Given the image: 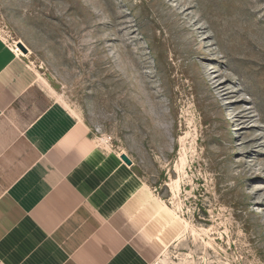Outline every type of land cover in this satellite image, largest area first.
<instances>
[{"label": "rangeland", "instance_id": "374dc122", "mask_svg": "<svg viewBox=\"0 0 264 264\" xmlns=\"http://www.w3.org/2000/svg\"><path fill=\"white\" fill-rule=\"evenodd\" d=\"M0 35L180 221L154 264H264V0H0Z\"/></svg>", "mask_w": 264, "mask_h": 264}, {"label": "crops", "instance_id": "0c3cea01", "mask_svg": "<svg viewBox=\"0 0 264 264\" xmlns=\"http://www.w3.org/2000/svg\"><path fill=\"white\" fill-rule=\"evenodd\" d=\"M12 46L0 35V264H154L180 221Z\"/></svg>", "mask_w": 264, "mask_h": 264}, {"label": "bare ground", "instance_id": "6f19581e", "mask_svg": "<svg viewBox=\"0 0 264 264\" xmlns=\"http://www.w3.org/2000/svg\"><path fill=\"white\" fill-rule=\"evenodd\" d=\"M15 42H17V43H19V42H21V43H23V45H25L26 46V44L22 41V40H18V41H15ZM18 45V44H17ZM27 47V46H26ZM16 47H14V49H15ZM28 48V47H27ZM17 51H18V53H20L21 55H24V54H26V53H23V51L19 48V47H17V49H16ZM30 52V50L28 49V52L27 53H29ZM37 73V76H38V80H40V81H43L46 85H47V87H49V89H50V93L55 97V98H58L59 97V95L51 88V86L48 84V82L38 73V72H36ZM59 99V98H58ZM64 103V102H63ZM64 105V107L70 112V113H72L74 116H76V117H78V118H80L81 119V117H80V115L73 109V108H71L67 103H64L63 104ZM77 118V119H78ZM97 142H98V144H99V146L101 147V148H103V149H108L109 148V146H110V144H109V142H108V140H107V138H103V137H100V136H98L97 135ZM121 154L120 155H122V154H125V153H122V152H120ZM127 155V154H126ZM181 220L183 221V223H184V225L185 226H187L188 224H187V222L183 219V218H181Z\"/></svg>", "mask_w": 264, "mask_h": 264}, {"label": "water", "instance_id": "95a60500", "mask_svg": "<svg viewBox=\"0 0 264 264\" xmlns=\"http://www.w3.org/2000/svg\"><path fill=\"white\" fill-rule=\"evenodd\" d=\"M17 46L23 51V53H27L28 52V48L25 45H23V43L19 42ZM121 158L127 164H131L132 163L131 159L126 154H122Z\"/></svg>", "mask_w": 264, "mask_h": 264}, {"label": "built area", "instance_id": "2783aa9c", "mask_svg": "<svg viewBox=\"0 0 264 264\" xmlns=\"http://www.w3.org/2000/svg\"><path fill=\"white\" fill-rule=\"evenodd\" d=\"M11 43H12V45H13L12 47H16L15 49L13 48V49L16 51V49H17V47H18V46H17L18 43L15 42V41H11Z\"/></svg>", "mask_w": 264, "mask_h": 264}]
</instances>
